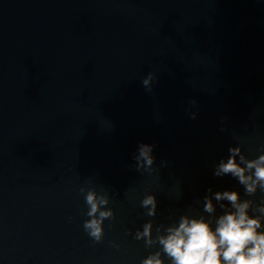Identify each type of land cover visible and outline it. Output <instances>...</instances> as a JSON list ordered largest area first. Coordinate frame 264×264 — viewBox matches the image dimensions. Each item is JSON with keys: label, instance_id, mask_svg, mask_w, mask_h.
<instances>
[{"label": "water", "instance_id": "95a60500", "mask_svg": "<svg viewBox=\"0 0 264 264\" xmlns=\"http://www.w3.org/2000/svg\"><path fill=\"white\" fill-rule=\"evenodd\" d=\"M261 155L264 0H0V264H142L181 217L214 230L224 191L264 231L259 183L214 175L234 156L254 180ZM90 191L113 213L99 241Z\"/></svg>", "mask_w": 264, "mask_h": 264}, {"label": "clouds", "instance_id": "9594fccd", "mask_svg": "<svg viewBox=\"0 0 264 264\" xmlns=\"http://www.w3.org/2000/svg\"><path fill=\"white\" fill-rule=\"evenodd\" d=\"M152 80L153 74L149 73L143 83L148 86ZM194 116L195 114L193 118ZM152 150L151 145H140L138 155L135 157L136 170H152L154 164ZM230 151L236 153L239 150ZM247 168H255L254 180L252 176L245 175V169L235 162L233 156L227 163L222 161L214 175L231 173L238 177L240 184L245 185L247 195L256 193L257 183L264 191V155L258 160L248 162ZM215 199L218 201L226 199L235 211H228L219 216L214 230L203 218L190 220L186 216L181 217L178 227L168 228L167 235L158 236L162 250L142 261V264H163L162 253L169 258L171 264H264V231H257L262 227L260 218H250L248 215L251 201L239 203L238 193L235 191L217 192ZM86 203L89 206L87 215L92 219L85 221L84 228L89 230L90 236L99 241L102 235L101 224L105 219L112 218L113 213L111 210H100L108 200L104 197L98 200L93 191L87 193ZM141 205L145 208L151 206L148 215H154L157 206L156 196H145ZM204 210L209 213L214 211L211 200H207ZM257 211L264 214V200ZM151 227L150 223L145 224L143 232L137 233L136 238L148 237L146 243L151 244Z\"/></svg>", "mask_w": 264, "mask_h": 264}]
</instances>
